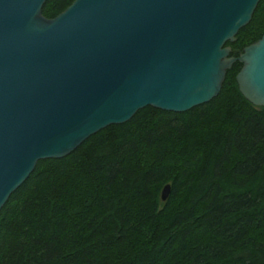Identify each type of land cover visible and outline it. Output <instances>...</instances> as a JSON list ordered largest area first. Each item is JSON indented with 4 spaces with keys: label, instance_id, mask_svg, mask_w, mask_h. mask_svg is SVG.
Returning a JSON list of instances; mask_svg holds the SVG:
<instances>
[{
    "label": "trees",
    "instance_id": "obj_1",
    "mask_svg": "<svg viewBox=\"0 0 264 264\" xmlns=\"http://www.w3.org/2000/svg\"><path fill=\"white\" fill-rule=\"evenodd\" d=\"M263 32L258 0L229 55ZM239 67L206 103L145 106L37 160L0 208V264H264V107L238 91Z\"/></svg>",
    "mask_w": 264,
    "mask_h": 264
},
{
    "label": "water",
    "instance_id": "obj_2",
    "mask_svg": "<svg viewBox=\"0 0 264 264\" xmlns=\"http://www.w3.org/2000/svg\"><path fill=\"white\" fill-rule=\"evenodd\" d=\"M0 0V208L39 159L150 106L184 112L216 96L226 70L264 107V32L229 55L258 0ZM169 185L160 190V199Z\"/></svg>",
    "mask_w": 264,
    "mask_h": 264
}]
</instances>
